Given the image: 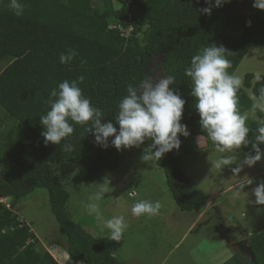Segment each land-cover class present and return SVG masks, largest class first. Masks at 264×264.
Returning a JSON list of instances; mask_svg holds the SVG:
<instances>
[{"label":"trees","instance_id":"16d2710c","mask_svg":"<svg viewBox=\"0 0 264 264\" xmlns=\"http://www.w3.org/2000/svg\"><path fill=\"white\" fill-rule=\"evenodd\" d=\"M26 5L23 16L17 17L7 7V0L0 3V63L5 64L0 70V133L7 140L4 132L18 131L15 123L27 130L24 139L13 145L0 138V264H58L47 250L39 249L30 225L14 212L16 204L37 188L48 192L50 211L66 238L70 258L83 264H124L112 247L99 244L69 217V194L51 164L80 163L84 181L92 183L118 169L125 148L118 151L110 143L107 148L99 146L81 125H75L68 138L73 151L45 144L40 116L49 109L50 90L65 79L83 75L79 86L84 95L118 128L114 118L127 85L138 84L148 73L149 59L161 53V71L175 77L170 87L179 90L186 101L181 122L187 125L189 136L206 138L199 126L195 98L190 95L192 82L184 69L194 54L216 44L230 52L227 56L232 67L228 71L233 74L253 44L264 47V10L253 7V0H228L213 7L210 15L199 11L208 6L205 0H26ZM116 26H130L128 36ZM69 48L78 55L71 64H61L59 54ZM81 59L86 63L81 64ZM252 79L251 73L245 74L237 93L242 113L254 107L246 88L260 100L264 76L259 82L252 83ZM262 119L264 112L257 111L256 118L248 122L253 142L257 121ZM151 143L146 139L139 147L127 149L150 152ZM241 149L252 152L251 145ZM155 162L180 210L193 211L208 204L207 194L183 172L177 150ZM247 246L256 263L264 264V229L253 235ZM244 254L223 264H254Z\"/></svg>","mask_w":264,"mask_h":264},{"label":"rangeland","instance_id":"374dc122","mask_svg":"<svg viewBox=\"0 0 264 264\" xmlns=\"http://www.w3.org/2000/svg\"><path fill=\"white\" fill-rule=\"evenodd\" d=\"M229 34L237 36L233 30H229ZM161 61V53L153 55L147 64V74L153 78L164 76L159 66ZM4 65V62L0 63V70ZM247 73L253 75L252 83L256 81L257 73L264 76L263 46L253 44L233 72L242 81ZM245 91L254 105L264 103L252 94L250 88ZM257 111L261 110L253 107L242 113L248 117L247 123L256 118ZM15 124L18 131L4 132L7 140L0 133V138L3 137L8 145L22 141L27 134L22 125ZM180 139L178 153L182 170L209 198L205 207L193 211L178 208L162 169L155 160L145 162L141 159L143 152L148 153L144 148L124 149L118 169L105 173L100 181L92 183L84 181L85 171L80 163L51 164L69 194L66 203L69 217L99 244L112 247L115 257L124 264H223L244 254L237 245L240 240H249L264 229V205L251 204L250 200L254 199L251 195L241 194L239 199L233 198L237 178L227 168L222 173L216 172L212 165L222 154L216 151L212 142L204 136H180ZM235 154L242 159L245 152L240 149ZM245 174L255 178L256 182L264 180V157L252 167L245 166L240 175ZM105 185L110 186V191L101 201V217L97 219L86 213L84 205ZM142 199L160 201L159 214L132 216V205ZM3 202L9 203L8 200ZM14 212L30 225L40 243L39 249L47 250L58 264H83L67 254L66 238L59 232L58 223L50 211L46 189L37 188L22 198ZM116 215H124L128 224L120 241L108 239L109 230L103 227L104 221Z\"/></svg>","mask_w":264,"mask_h":264},{"label":"clouds","instance_id":"9594fccd","mask_svg":"<svg viewBox=\"0 0 264 264\" xmlns=\"http://www.w3.org/2000/svg\"><path fill=\"white\" fill-rule=\"evenodd\" d=\"M3 0H0L2 3ZM228 0H205L208 5L199 9L204 14H211L213 7H220ZM26 0H7V7L17 17H22L26 9ZM253 7L264 10V0H253ZM250 25V21L248 22ZM230 53L223 45L209 44L196 54L184 69V75L191 79L190 95L195 98V110L199 114V126L206 134L218 153H221L213 167L217 173L230 169L234 181L232 196L239 199L241 194L252 196L251 204L264 205V180L259 182L247 174L241 176L245 166L252 167L264 157V119L257 121L258 127L254 142L249 139L250 127L248 117L239 109L238 91L242 86V78L229 73L232 62L228 59ZM78 52L69 48L59 54V62L69 65L77 57ZM86 63L81 59V64ZM85 77L65 79L49 92L46 104L49 109L40 116L43 126L41 135L44 143L59 145L64 152H71L74 146L68 138L75 131V125H81L85 132H91L96 144L107 148L109 143L118 151L121 148L139 147L146 139L151 140V151L144 153L141 159L145 162L159 161L165 153L179 150L180 136H189L187 125L181 122L186 103L179 90L170 85L175 84L171 74L153 78L147 74L138 84H129L126 94L118 103V112L112 121L105 120V113L86 97L82 88ZM262 79L260 73L256 80ZM260 100L264 101V86L260 89ZM264 111V103L254 105ZM179 134V135H178ZM112 138L109 141V138ZM64 141L62 144L61 142ZM251 145L252 152L245 153L241 159L235 154L241 146ZM153 149H155L153 151ZM254 153V154H253ZM233 165H235L233 167ZM248 191L245 189L252 186ZM110 186L100 187L93 193L84 209L88 215L101 217L100 204ZM132 196V195H131ZM162 205L160 201L146 199L136 201L131 207L134 217L156 216ZM103 227L109 230L108 239L120 241L128 227L124 215H116L103 222Z\"/></svg>","mask_w":264,"mask_h":264},{"label":"water","instance_id":"95a60500","mask_svg":"<svg viewBox=\"0 0 264 264\" xmlns=\"http://www.w3.org/2000/svg\"><path fill=\"white\" fill-rule=\"evenodd\" d=\"M247 241L248 240H240L237 245L238 247L240 248V250L247 254L248 257L251 259V261L254 263V264H257L256 263V260H255V256L254 254L251 252L250 248L247 246Z\"/></svg>","mask_w":264,"mask_h":264},{"label":"built area","instance_id":"2783aa9c","mask_svg":"<svg viewBox=\"0 0 264 264\" xmlns=\"http://www.w3.org/2000/svg\"><path fill=\"white\" fill-rule=\"evenodd\" d=\"M126 1L129 2L130 0H126ZM116 28L119 29L121 31L122 35H124L126 37L128 36L129 31L131 30V27L130 26H128L127 28H122L120 26H116Z\"/></svg>","mask_w":264,"mask_h":264}]
</instances>
